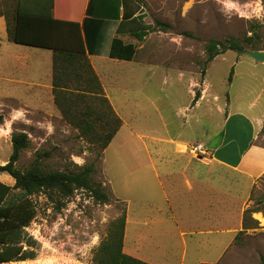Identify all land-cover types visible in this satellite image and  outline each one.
Masks as SVG:
<instances>
[{"label": "crops", "instance_id": "obj_1", "mask_svg": "<svg viewBox=\"0 0 264 264\" xmlns=\"http://www.w3.org/2000/svg\"><path fill=\"white\" fill-rule=\"evenodd\" d=\"M8 1L13 0H0V98L3 100L5 96V81L32 88L28 91L33 96L32 100L10 108L9 112L16 114L12 121L24 115L25 120L30 119L49 128L56 122L64 123L65 128H73L55 101L53 49L26 45L36 50L24 51L27 48L19 46L24 44L9 38L4 13ZM20 1L26 10L50 9L60 19L76 18L81 7V0ZM143 14V19H140ZM84 16L85 13L82 14ZM142 24L149 23L141 4L133 17L108 22L98 53L86 52L103 86L101 94L109 99L122 119L120 129L103 151L101 172L106 184H111V193L125 203L124 251L152 264H172L169 259L180 256L182 259L177 264H184L190 248L185 236L190 235L197 251L210 255L208 251L213 249L220 258L239 231L245 229V194L249 196L258 179L264 175V75L253 72L251 81L241 79L242 85L236 95L232 97L229 93L227 100L220 103L221 93L215 89L206 72L199 81L201 93L198 92L197 96L194 89L196 77L180 67V45L175 37L161 43L163 49L167 44L171 45V54L163 50L162 55L155 59L142 55L144 39L149 32L143 39L133 33L140 31ZM114 37L135 45L132 59L109 55ZM61 58L58 74L63 85L59 90L63 98L75 99L73 114L81 115L89 104L104 112L96 98L99 94L89 89L93 83L90 85L85 80L88 73L81 68V57L61 54ZM72 61L75 67L69 65L68 62ZM249 63L255 68L262 65L261 70L264 69V60L257 61L252 57ZM155 68L162 70V78L171 79L173 86L186 80L191 98L184 100L180 110L191 111L192 119L181 122L175 135L152 136L156 140L155 152L150 151L143 141L142 128L132 127L131 135L124 138V143L133 144V149L122 148L118 153L111 147L126 119L115 97L132 100V94L133 97L141 95L147 85L148 72ZM260 79L256 87L254 82ZM250 94L253 96L249 99ZM7 97L13 98V95ZM136 139L143 142L146 153H141L140 147L135 146ZM193 143H202L207 153H192L189 146ZM122 175L124 188L121 193L116 184ZM137 180L142 186L146 185L143 188L151 189L142 192L145 196L137 197L133 193L130 184ZM154 198L165 207L155 204ZM136 202H140V207L135 208ZM260 211L252 212L251 217L261 222L257 217ZM130 225L133 226L132 233ZM250 228L253 227L246 229ZM197 262L207 264L213 261L199 259Z\"/></svg>", "mask_w": 264, "mask_h": 264}, {"label": "rangeland", "instance_id": "obj_2", "mask_svg": "<svg viewBox=\"0 0 264 264\" xmlns=\"http://www.w3.org/2000/svg\"><path fill=\"white\" fill-rule=\"evenodd\" d=\"M142 5L147 22L153 26L144 39L146 42L142 55L155 59L162 55L163 50L171 54V45L167 44L163 49L161 43L170 41L171 36L175 37V41L180 45L181 69L196 77V94L201 93L199 81L201 82L205 75L202 73L203 68L208 69V78L221 93L220 103L227 100L229 93L232 97L236 95L242 85L241 79L251 81L253 72L264 75L262 65L255 68L249 63L252 57L246 49L251 46L245 40L250 36L253 38V45L264 49V0H142ZM157 20L169 23L170 27L164 29L157 24ZM228 36L238 38L244 44L243 51L229 49L206 64V44L209 40H224ZM19 46L27 48L24 51L36 50L35 47ZM162 73L158 68L149 71L145 91L142 90V94L137 97L132 94V100L123 96L115 97L126 124L113 141L111 148L114 151L120 153L122 148L133 149V144L126 145L124 138L131 135L132 127H140L141 133L145 135L143 141L150 151L155 152L156 140L152 136L175 135L181 122L192 119L191 111L180 110L184 100L189 101L191 98L186 80L173 86L171 79L162 78ZM260 82L261 79L254 82L255 86ZM31 90L32 88L27 89L5 81V96L3 100L0 98V114L4 116L0 124V163H6L12 153V133L26 131L31 143L21 152L18 160L21 169L28 168L33 163H38L47 171L69 170L75 165L95 163L93 179L105 185L110 200L101 203L95 200L89 191L77 189L59 209L57 201L46 193L35 195L37 215L32 223L23 229L21 236L22 244L25 248L33 250L35 257L3 264H93L94 251L108 234L111 222L126 213L125 203L111 193V184H106L101 172L105 148L100 145L105 141V123L99 118L93 119L96 131L84 134L71 123V129L65 128V124L60 122L49 128L44 124L31 122L30 119L25 120L24 115L17 121H12V116L16 114L9 112L10 108L25 105L27 101L32 100L33 96L28 93ZM174 92L177 94H172ZM10 94L13 98L7 97ZM252 96L250 94L248 98ZM95 109L101 112L97 107ZM142 145L143 142L136 139L135 146L140 147L141 153H146ZM165 146L169 147L168 144ZM123 178V175L119 177L120 180L116 184L119 192L124 188ZM0 179L11 185L15 182L14 178L5 172H0ZM143 186L140 180L130 184L137 197L145 196L143 193L151 190ZM12 194L11 200L14 201L22 192L20 189H13ZM53 196L58 197L57 194ZM154 203L165 207L157 198H154ZM245 205L246 208L259 207L261 213H258L257 217L264 224L259 217V214H264V175L258 179L249 196L245 194ZM134 206L140 207V202H136ZM251 216L252 213L246 222L253 228L239 231L237 238L220 258L213 249L208 251L210 255L197 251L190 235H186L190 248L184 264H198L199 259L213 261L207 264H259L264 258V225ZM132 231L133 226L130 225V233ZM181 250L182 247L180 252ZM181 259L178 256L169 260L172 264H177Z\"/></svg>", "mask_w": 264, "mask_h": 264}, {"label": "trees", "instance_id": "obj_3", "mask_svg": "<svg viewBox=\"0 0 264 264\" xmlns=\"http://www.w3.org/2000/svg\"><path fill=\"white\" fill-rule=\"evenodd\" d=\"M141 4L142 0H81L80 13L76 18L72 16L73 18L60 19L55 17L50 9L46 11L26 10L20 0L5 3L4 13L7 20V30L12 41L53 49L55 101L63 117L73 126L79 127L84 134L96 131L93 119L99 118L104 121L106 135L104 143L100 145L101 148H105L118 132L122 125V119L115 112L109 99L101 94L103 93V86L86 52L98 53L103 43L108 22L119 18L133 17L139 11ZM83 13H85L84 18L82 17ZM143 17L144 14L140 16V19ZM157 24L163 26L164 29L170 27L169 23L161 20H157ZM152 27L150 24H142V29L133 33L139 39H143ZM252 39L250 36L245 38L251 46L250 49H261L252 44ZM229 49L243 51L244 44L234 36H228L224 40L210 39L206 44L208 53L206 64ZM135 51L134 44L125 43L122 39L114 37L109 55L132 59ZM61 54L75 55L76 58L81 57V68L88 73L85 80L90 85L93 83V87L90 86L89 89L99 94L96 95V98L99 100L98 104L106 108L104 112H97L89 104L85 108L86 110H82L81 115L73 114L76 107L75 99L73 97L63 98L59 90L63 85L58 74L59 60L62 59ZM68 63L75 67V62ZM206 72L207 68H203L202 73L206 74ZM233 72L234 69L232 68L231 74ZM3 120L4 116L0 114V124ZM11 141L13 150L10 158L6 163H0V172L8 173L15 180L14 184L11 185L0 179V264L35 257L34 251L25 248L21 241L23 229L28 227L37 215L35 195L46 193L57 201L59 209L65 205V200L71 197L77 189L89 191L90 195L101 203L110 200L105 185L95 182L93 179V173L96 170L95 163L75 165L69 170L50 171L44 170L38 163H33L30 167L21 169L18 166V160L22 150L30 145V137L26 131L13 132ZM13 189H20L22 192V195L14 201L11 200ZM53 194H57L58 197L53 196ZM260 210L259 207L245 209V229L252 227L246 222L248 216L252 212ZM126 223L125 212L111 222L108 234L94 251L93 264H152L124 251ZM259 264H264V258Z\"/></svg>", "mask_w": 264, "mask_h": 264}, {"label": "built area", "instance_id": "obj_4", "mask_svg": "<svg viewBox=\"0 0 264 264\" xmlns=\"http://www.w3.org/2000/svg\"><path fill=\"white\" fill-rule=\"evenodd\" d=\"M192 153L195 154H205L207 153L206 149L204 148V145L202 143H193L189 146Z\"/></svg>", "mask_w": 264, "mask_h": 264}, {"label": "water", "instance_id": "obj_5", "mask_svg": "<svg viewBox=\"0 0 264 264\" xmlns=\"http://www.w3.org/2000/svg\"><path fill=\"white\" fill-rule=\"evenodd\" d=\"M246 52L249 53L257 61L264 60V50L246 49Z\"/></svg>", "mask_w": 264, "mask_h": 264}, {"label": "bare ground", "instance_id": "obj_6", "mask_svg": "<svg viewBox=\"0 0 264 264\" xmlns=\"http://www.w3.org/2000/svg\"><path fill=\"white\" fill-rule=\"evenodd\" d=\"M259 217L262 219V221L264 222V214H259Z\"/></svg>", "mask_w": 264, "mask_h": 264}]
</instances>
